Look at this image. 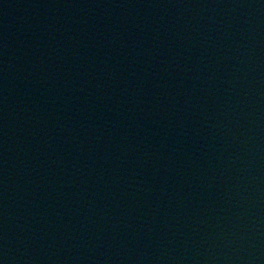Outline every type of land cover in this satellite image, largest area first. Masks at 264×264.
I'll use <instances>...</instances> for the list:
<instances>
[{"label":"water","instance_id":"obj_1","mask_svg":"<svg viewBox=\"0 0 264 264\" xmlns=\"http://www.w3.org/2000/svg\"><path fill=\"white\" fill-rule=\"evenodd\" d=\"M0 264H264V0H0Z\"/></svg>","mask_w":264,"mask_h":264}]
</instances>
